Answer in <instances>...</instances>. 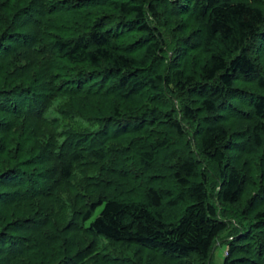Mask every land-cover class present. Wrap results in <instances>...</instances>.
Here are the masks:
<instances>
[{"label":"trees","instance_id":"16d2710c","mask_svg":"<svg viewBox=\"0 0 264 264\" xmlns=\"http://www.w3.org/2000/svg\"><path fill=\"white\" fill-rule=\"evenodd\" d=\"M264 264V0H0V264Z\"/></svg>","mask_w":264,"mask_h":264},{"label":"rangeland","instance_id":"374dc122","mask_svg":"<svg viewBox=\"0 0 264 264\" xmlns=\"http://www.w3.org/2000/svg\"><path fill=\"white\" fill-rule=\"evenodd\" d=\"M227 246L223 244L222 246H219L215 249L213 253V263L212 264H223L224 262V256L228 254V251L226 250Z\"/></svg>","mask_w":264,"mask_h":264}]
</instances>
